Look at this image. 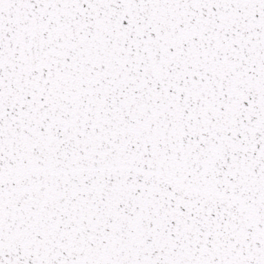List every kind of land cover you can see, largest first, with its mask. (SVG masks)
Here are the masks:
<instances>
[{
    "label": "snow or ice",
    "instance_id": "obj_1",
    "mask_svg": "<svg viewBox=\"0 0 264 264\" xmlns=\"http://www.w3.org/2000/svg\"><path fill=\"white\" fill-rule=\"evenodd\" d=\"M0 264H264V0H0Z\"/></svg>",
    "mask_w": 264,
    "mask_h": 264
}]
</instances>
